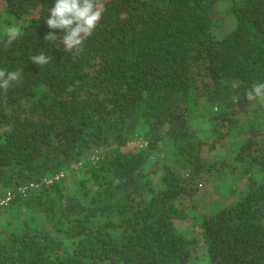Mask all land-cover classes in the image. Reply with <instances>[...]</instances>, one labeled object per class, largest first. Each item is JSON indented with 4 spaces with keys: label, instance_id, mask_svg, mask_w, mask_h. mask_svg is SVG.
<instances>
[{
    "label": "trees",
    "instance_id": "16d2710c",
    "mask_svg": "<svg viewBox=\"0 0 264 264\" xmlns=\"http://www.w3.org/2000/svg\"><path fill=\"white\" fill-rule=\"evenodd\" d=\"M54 3L0 0V264H264V0H98L77 56Z\"/></svg>",
    "mask_w": 264,
    "mask_h": 264
},
{
    "label": "clouds",
    "instance_id": "9594fccd",
    "mask_svg": "<svg viewBox=\"0 0 264 264\" xmlns=\"http://www.w3.org/2000/svg\"><path fill=\"white\" fill-rule=\"evenodd\" d=\"M47 11L49 13L45 20L47 27L50 30H61L62 35L57 36L49 31L43 40L56 48L62 44L63 51L73 56L84 51L85 40L96 31L103 14L102 7L98 6V0H55L54 5ZM4 32L6 39L0 40V46L7 49L20 37L21 30L15 25H4ZM29 59L33 64L43 67L53 58L41 51ZM22 74V68L13 71L0 70V92L6 96L8 90L20 81ZM245 98L249 102L264 100V83L253 84L246 92Z\"/></svg>",
    "mask_w": 264,
    "mask_h": 264
},
{
    "label": "rangeland",
    "instance_id": "374dc122",
    "mask_svg": "<svg viewBox=\"0 0 264 264\" xmlns=\"http://www.w3.org/2000/svg\"><path fill=\"white\" fill-rule=\"evenodd\" d=\"M217 10V16H223V27L222 29H218V27H215L213 29L214 32H216V34H218L219 36H221L223 33L229 31L230 29H232L235 25V23L232 25V18L230 15H228L226 12H224L222 10V8L219 6L218 2L216 3V5L214 6ZM237 177L235 178H232L231 176L228 178V182L232 183V184H237V183H240L241 182V178L240 179H236ZM236 179V180H235ZM202 187H205L209 192H210V196L215 199H220L219 196H218V193L217 192H214L212 187L209 185V184H206L205 186H202ZM201 187V189H202ZM203 190V189H202ZM204 191V190H203ZM221 202V201H220ZM227 202V201H226ZM181 229L185 228V225H181L180 226ZM184 233L187 235V237H189L190 235H193L195 236V230L194 229H191V230H188V231H185L183 230ZM194 231V232H193Z\"/></svg>",
    "mask_w": 264,
    "mask_h": 264
},
{
    "label": "built area",
    "instance_id": "2783aa9c",
    "mask_svg": "<svg viewBox=\"0 0 264 264\" xmlns=\"http://www.w3.org/2000/svg\"><path fill=\"white\" fill-rule=\"evenodd\" d=\"M24 189L25 188H22V190H24ZM10 198H11V196L9 194H7L4 198L0 199V207L5 206Z\"/></svg>",
    "mask_w": 264,
    "mask_h": 264
}]
</instances>
